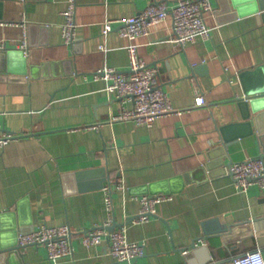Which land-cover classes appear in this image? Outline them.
I'll return each instance as SVG.
<instances>
[{
	"label": "crops",
	"instance_id": "crops-1",
	"mask_svg": "<svg viewBox=\"0 0 264 264\" xmlns=\"http://www.w3.org/2000/svg\"><path fill=\"white\" fill-rule=\"evenodd\" d=\"M152 1L170 6L177 0H76L77 39L65 45L67 0H0V39L11 49L27 40L25 74L15 71L20 54H0V136L17 135L0 145V233L14 242L40 224H67L72 231L69 257L52 263L43 244H29L0 264H128L114 260L105 242L87 247L79 240L108 217L105 185L112 190L113 221L125 226L129 240L145 242L132 264H234V257L257 248L264 256V230L258 236L247 225L232 235L222 231L264 214V187L252 183L238 193L225 165L229 157L260 156L261 148L249 134L232 140L226 153L219 149V127L241 120L234 98L243 95L245 81L264 84V9L258 0H239V10L210 0V37L182 46L171 37V15L153 25L136 38L137 50L158 67L157 83L183 110L158 116L151 126L109 123L103 116L122 102L92 72L103 65L128 72V40L115 31L103 35L101 22L134 15ZM232 11L240 14L231 17ZM244 69L253 71L245 80ZM198 92L203 105H194ZM209 162L216 164L213 175ZM118 178L123 191L115 190ZM158 192L172 198L158 202L148 220L129 221L140 196ZM194 241L211 258L192 256Z\"/></svg>",
	"mask_w": 264,
	"mask_h": 264
},
{
	"label": "built area",
	"instance_id": "built-area-1",
	"mask_svg": "<svg viewBox=\"0 0 264 264\" xmlns=\"http://www.w3.org/2000/svg\"><path fill=\"white\" fill-rule=\"evenodd\" d=\"M76 0H67V5L62 12L64 22L61 26L63 43L73 44L77 39L75 15ZM214 9L210 0H177L175 3L152 1L134 15L118 19L105 18L101 22V33L109 34L111 31L125 37L128 43L125 50L128 54V72L114 67L103 65L92 72L93 80H103L104 89L109 95L118 98L122 105L117 112L105 114L102 120L115 123L121 120H131L137 125L151 126L155 118L161 115L181 113L183 109L175 107L170 101L167 92L157 83L158 67L147 64L137 50L136 38L148 35L153 25L164 21L171 15L172 39L177 45H184L194 41L198 36L209 38L210 27L206 22L207 12ZM24 27V22H23ZM26 36L17 46L26 52ZM99 49H103L101 43ZM7 48L4 40L0 39V49ZM127 103H130L127 106ZM206 103L201 93L194 95V105ZM1 126V124H0ZM14 133L4 132L0 136V145H5L16 137ZM233 177L234 186L238 193L245 194L252 183L264 187V157H248L243 161L232 162L226 169ZM124 182L118 178L115 190L123 191ZM105 194V208L108 217L101 226H96L79 235L80 242L89 247L105 242L107 252L114 260L132 264L134 260L145 253V242L129 240L125 226L110 230L107 228L113 222V207L111 188L102 187ZM169 193L143 194L139 198V212L130 218L132 223H140L152 217L156 212L158 202L170 200ZM72 231L67 224L45 225L40 224L36 229L19 232L17 245L25 247L29 244H43L46 248V258L55 263L58 259L69 257L72 254ZM202 243V241H201ZM204 243V242H203ZM198 244V241L195 242ZM184 250L183 253H186ZM234 264H264V256L259 248L248 250L233 258Z\"/></svg>",
	"mask_w": 264,
	"mask_h": 264
},
{
	"label": "water",
	"instance_id": "water-1",
	"mask_svg": "<svg viewBox=\"0 0 264 264\" xmlns=\"http://www.w3.org/2000/svg\"><path fill=\"white\" fill-rule=\"evenodd\" d=\"M239 0H222L221 8L223 9H229L231 10L234 8L235 10H239L238 6ZM256 6V4H255ZM258 9H264V2L261 0H258L257 4ZM256 7V10H257ZM231 17H236L238 12L232 11ZM264 17V14H262ZM1 53H8L7 55H11L14 53H17L19 56H21L20 59V65L15 70L16 73H22L25 74L27 72V62H26V55L22 53V50L19 48H5L0 49ZM196 69V67L194 68ZM253 71H250L249 69L241 70L239 76L243 77L245 80V77H248L249 73H252ZM244 89H243V95L241 97H236L234 100L236 101L237 111L239 113V117L241 120L236 122H230L225 123V125L219 127V131L221 132V135L223 137L221 144L219 145V149L226 153V146L232 142V140H235L239 137H242L243 135H255L257 145L261 148L262 154L261 156H264V84H250L245 81ZM232 130L234 132L233 138L226 135V130ZM232 163V159L229 157L228 162H226V166L228 167ZM224 165V163H223ZM216 164L213 162H209V164H206V168L210 170V175H213L217 172ZM225 170V169H223ZM264 201V198H262ZM261 200V201H262ZM1 216V214H0ZM123 224L116 223L113 221L111 224L107 226L108 229L113 230L117 227H122ZM247 225L249 226L250 230H255V235H261V232L264 230V214L260 215L259 213H253L250 217H245L241 222H234L228 225H225L223 228V235L227 236L229 234H233L236 228ZM16 225L14 224L10 228H13L15 231ZM1 230V229H0ZM3 234V233H2ZM0 233V260H2L6 255H13L18 253L21 246L17 245V235H16V241L14 242H6L7 240L4 239V235ZM18 234V233H17ZM191 255H198L205 253L206 255L203 256L204 259H209L210 254L207 252V247L202 246L198 247L194 244L190 247ZM201 258V262L204 261V259ZM190 262H193L190 260Z\"/></svg>",
	"mask_w": 264,
	"mask_h": 264
}]
</instances>
